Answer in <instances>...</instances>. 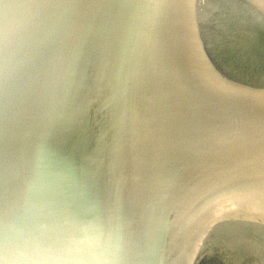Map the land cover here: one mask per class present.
<instances>
[{
	"label": "water",
	"instance_id": "water-1",
	"mask_svg": "<svg viewBox=\"0 0 264 264\" xmlns=\"http://www.w3.org/2000/svg\"><path fill=\"white\" fill-rule=\"evenodd\" d=\"M264 264V0H0V264Z\"/></svg>",
	"mask_w": 264,
	"mask_h": 264
},
{
	"label": "flooded vegetation",
	"instance_id": "flooded-vegetation-1",
	"mask_svg": "<svg viewBox=\"0 0 264 264\" xmlns=\"http://www.w3.org/2000/svg\"><path fill=\"white\" fill-rule=\"evenodd\" d=\"M203 264H232V263H228V262H223L222 260H218L216 258H211L208 261H205ZM236 264H245L243 263L242 260L237 261Z\"/></svg>",
	"mask_w": 264,
	"mask_h": 264
}]
</instances>
